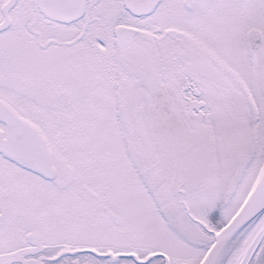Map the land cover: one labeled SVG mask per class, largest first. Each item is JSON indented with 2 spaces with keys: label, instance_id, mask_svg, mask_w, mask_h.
Masks as SVG:
<instances>
[{
  "label": "snow or ice",
  "instance_id": "1",
  "mask_svg": "<svg viewBox=\"0 0 264 264\" xmlns=\"http://www.w3.org/2000/svg\"><path fill=\"white\" fill-rule=\"evenodd\" d=\"M0 264H264V0H0Z\"/></svg>",
  "mask_w": 264,
  "mask_h": 264
}]
</instances>
